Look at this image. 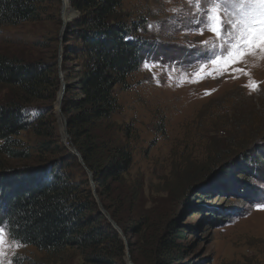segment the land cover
I'll return each mask as SVG.
<instances>
[{
  "label": "rangeland",
  "instance_id": "obj_1",
  "mask_svg": "<svg viewBox=\"0 0 264 264\" xmlns=\"http://www.w3.org/2000/svg\"><path fill=\"white\" fill-rule=\"evenodd\" d=\"M120 9L138 24L136 35L147 51L128 76V87L115 88L119 109L103 123L101 136L107 144L126 145L131 166L111 192L100 195L92 174L78 162H62L77 177L82 169L87 173L99 209L116 225L111 224L117 242L109 246L115 249L110 264H264V207H257L264 202V153L259 151L264 149V53L215 69L216 57L205 58L202 42L219 41L192 23L195 3L123 0ZM69 16L61 0H47L38 4L35 19L0 26V54L40 60L52 65L57 76L54 99L33 101L26 109L28 120L42 113V122L51 118L56 144L46 151L41 136L23 130L16 138L30 158L5 159L8 167L59 159L62 144L73 153L61 139L59 118L65 114L56 107L64 68L68 74L77 70L76 61L59 57L68 44L63 18ZM201 73L207 75L198 79ZM251 81L258 83L256 90ZM7 94L9 89L0 86V99ZM175 227L182 238L174 234ZM169 239L178 247L165 253L161 244ZM14 257L89 264L77 248L50 254L8 239L0 262L13 264Z\"/></svg>",
  "mask_w": 264,
  "mask_h": 264
},
{
  "label": "trees",
  "instance_id": "obj_2",
  "mask_svg": "<svg viewBox=\"0 0 264 264\" xmlns=\"http://www.w3.org/2000/svg\"><path fill=\"white\" fill-rule=\"evenodd\" d=\"M44 1L0 0V26L35 19L38 4ZM122 1L70 0L77 15L65 25L69 39L62 56L64 61H76L77 67L69 74L64 68L68 82L61 110L68 144L81 155L100 195L111 192L132 163L130 149L107 144L101 128L119 109L115 88L128 87V76L139 68L147 51L146 43L136 35L138 24L120 9ZM0 86L9 89L0 99V224L24 237L20 244L50 254L77 248L89 264H110L115 249L109 246L117 242V233L99 209L87 173L82 169L77 177L62 165L71 160L84 168L75 154L62 144L59 151L56 146L59 159L37 166L11 168L5 160L30 158L29 149L21 148L16 138L29 128L42 137L46 151L56 144L51 118L42 122V113L36 121L28 120L26 111L33 101L54 99L57 76L52 65L0 54ZM244 154L246 162L248 154ZM174 234L183 237L176 227ZM177 247L173 239L161 244L165 253ZM13 264L47 263L14 257Z\"/></svg>",
  "mask_w": 264,
  "mask_h": 264
},
{
  "label": "snow or ice",
  "instance_id": "obj_3",
  "mask_svg": "<svg viewBox=\"0 0 264 264\" xmlns=\"http://www.w3.org/2000/svg\"><path fill=\"white\" fill-rule=\"evenodd\" d=\"M189 2L195 3L197 8V15L192 23L200 29L201 34L207 28L219 41L202 42L206 51L205 58L216 57L212 61L215 69H226L229 65L239 63L246 56L255 55L257 51L264 53V0H189ZM204 75L207 73H201L198 79L204 78ZM250 87L256 90L259 85L256 81H251ZM257 207H264V202L257 204ZM7 227L6 224L0 226V255H3L8 239L16 243L17 247L24 240V237H19L11 229L6 231Z\"/></svg>",
  "mask_w": 264,
  "mask_h": 264
},
{
  "label": "water",
  "instance_id": "obj_4",
  "mask_svg": "<svg viewBox=\"0 0 264 264\" xmlns=\"http://www.w3.org/2000/svg\"><path fill=\"white\" fill-rule=\"evenodd\" d=\"M62 2V11L64 12V9L66 8L68 11H70V16L67 18V19H64L63 18V27H65L66 23L72 19V16L71 15V10H73L71 7H70V2L69 0H61ZM75 12V11H74ZM64 14V13H63ZM62 14V15H63ZM64 16V15H63ZM62 54L60 53L59 54V57L61 58ZM61 85L63 87V90L66 88V85L67 83L62 79L61 80ZM62 95L63 93H59L58 97H57V102H56V107H57V111L62 114V110L60 108V105H61V100H62ZM59 123H60V128H61V139L62 141H68L69 140V135H68V132H67V123H66V119L64 118L62 121L61 119L59 118ZM77 157H78V161L79 163L85 168L86 172L88 173L89 177L91 178V172L87 169V167L85 166L84 162H83V159L81 157V155L79 154V152L76 150V148L72 147L70 149ZM92 181V180H91ZM98 205L100 207V209L103 211V208H102V205L100 204V202H98ZM107 219L109 220V222L114 226V228L116 229V225L115 223L109 218L107 217Z\"/></svg>",
  "mask_w": 264,
  "mask_h": 264
},
{
  "label": "built area",
  "instance_id": "obj_5",
  "mask_svg": "<svg viewBox=\"0 0 264 264\" xmlns=\"http://www.w3.org/2000/svg\"><path fill=\"white\" fill-rule=\"evenodd\" d=\"M69 2H70V0H69ZM61 93H64V90H62Z\"/></svg>",
  "mask_w": 264,
  "mask_h": 264
}]
</instances>
